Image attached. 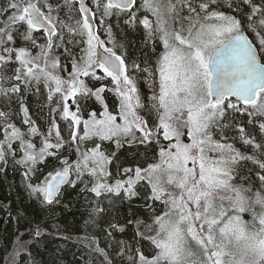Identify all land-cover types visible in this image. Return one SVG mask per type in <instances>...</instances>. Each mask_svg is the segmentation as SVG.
<instances>
[{"label":"snow or ice","instance_id":"snow-or-ice-1","mask_svg":"<svg viewBox=\"0 0 264 264\" xmlns=\"http://www.w3.org/2000/svg\"><path fill=\"white\" fill-rule=\"evenodd\" d=\"M9 171L0 264H264V0H0Z\"/></svg>","mask_w":264,"mask_h":264},{"label":"trees","instance_id":"trees-1","mask_svg":"<svg viewBox=\"0 0 264 264\" xmlns=\"http://www.w3.org/2000/svg\"><path fill=\"white\" fill-rule=\"evenodd\" d=\"M110 105L113 103V99L109 97ZM19 175L9 171L7 180L4 182H0V200L12 195L15 198V193L9 188L10 184H19ZM75 195V194H73ZM83 204V200L80 201V204L77 205V209H74L73 212L60 215L59 223L67 232H71L73 234H83L84 232V219H87L86 216L82 218L81 213L86 211L85 207H81ZM143 201L137 200L135 202V207L140 213L141 216L144 215V209L142 208ZM119 211L121 214H127V205L119 206ZM59 215V214H58ZM4 214L0 212V238H6L11 240L12 238V230L14 229V224H5L3 219ZM106 223L101 220L97 228L88 229V231H96L97 233L105 228ZM23 231V229H21ZM57 247H62L64 251L62 253L56 252ZM11 250V248H9ZM42 253V257H38V259L42 258L44 264H80L81 260V249L78 248L72 242H63L59 240H52L47 245V250L44 248L40 249Z\"/></svg>","mask_w":264,"mask_h":264},{"label":"rangeland","instance_id":"rangeland-1","mask_svg":"<svg viewBox=\"0 0 264 264\" xmlns=\"http://www.w3.org/2000/svg\"><path fill=\"white\" fill-rule=\"evenodd\" d=\"M38 123L40 124L41 128H44L45 127L44 118L43 117H41V119L38 121Z\"/></svg>","mask_w":264,"mask_h":264}]
</instances>
